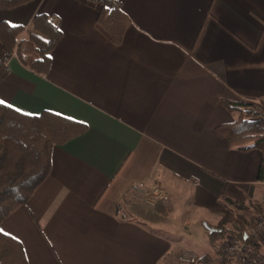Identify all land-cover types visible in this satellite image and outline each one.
I'll return each mask as SVG.
<instances>
[{"label":"crops","instance_id":"crops-1","mask_svg":"<svg viewBox=\"0 0 264 264\" xmlns=\"http://www.w3.org/2000/svg\"><path fill=\"white\" fill-rule=\"evenodd\" d=\"M120 7L130 20L120 43L97 24L100 2L0 8V23L23 28L26 51L34 15L47 14L62 32L47 74L18 54L9 59L0 100L87 124L53 147L50 174L1 221L27 264H177L183 249L158 201L189 194L209 241L204 223L232 214L227 225L237 229L241 216L254 220L264 207L261 152L230 148L216 130L238 116L222 98L245 109L264 102V0H120ZM145 184L158 185L161 198H137L132 187Z\"/></svg>","mask_w":264,"mask_h":264},{"label":"trees","instance_id":"trees-1","mask_svg":"<svg viewBox=\"0 0 264 264\" xmlns=\"http://www.w3.org/2000/svg\"><path fill=\"white\" fill-rule=\"evenodd\" d=\"M31 0H0L1 9H9ZM130 20L120 6L110 5L101 0L97 24L114 43H120ZM29 33L31 47L24 50L20 38L23 28L0 23V42L7 52L17 50L24 65L34 72L47 74L51 64L50 52L61 37L57 23L47 14H36L31 20ZM222 103L231 112H238L235 120L216 127L226 140L228 147L241 150L257 149L261 152L258 178L264 181V117L255 114L264 112V102L258 107L222 98ZM87 124L63 115L44 110L37 115L22 113L10 105L0 104V224L1 221L19 206L25 204L51 170V152L54 146L82 134ZM238 208L239 205L236 204ZM156 210L166 215L171 207L168 200L155 204ZM246 225L247 219L242 217ZM257 216L254 218L256 220ZM231 216H225L221 224L209 233L215 257L204 254L199 260L205 264H229L230 258L224 251L229 236H236L248 244L252 252L259 253L262 243H254L244 234L247 226L237 229L228 226ZM228 220V221H227ZM253 220V221H254ZM241 223V222H240ZM209 225V224H208ZM264 261V260H263ZM0 264H27L22 244L0 229Z\"/></svg>","mask_w":264,"mask_h":264},{"label":"built area","instance_id":"built-area-1","mask_svg":"<svg viewBox=\"0 0 264 264\" xmlns=\"http://www.w3.org/2000/svg\"><path fill=\"white\" fill-rule=\"evenodd\" d=\"M101 2V0H88ZM110 5L120 6V0H107ZM17 51L0 52V70H7L9 59L15 56ZM264 117V112L255 114V118ZM132 190L140 200L156 201L161 198V190L158 185L145 184L133 186ZM246 236L254 243H261L264 239V211L258 215L247 228ZM226 255L230 258L229 264H264V261L256 252H252L244 241L236 236H229L224 247ZM177 264H205L201 262L194 252L183 251L177 258Z\"/></svg>","mask_w":264,"mask_h":264},{"label":"rangeland","instance_id":"rangeland-1","mask_svg":"<svg viewBox=\"0 0 264 264\" xmlns=\"http://www.w3.org/2000/svg\"><path fill=\"white\" fill-rule=\"evenodd\" d=\"M190 200L191 196L189 194L181 195L178 193L171 195V199L168 200L171 210L166 214L168 216L167 219H165V229L171 234L175 242V248L194 252L200 257L203 252H213L214 248L212 247L211 242L199 233V231L204 232L201 231L204 227L201 226L199 219L196 218L199 214L191 209ZM261 210L263 212L264 207ZM259 214L256 216L258 217ZM250 215L252 216V213H250ZM230 216H232V214H230ZM185 219H188L187 222H184ZM247 221L248 223L253 222L251 217H247ZM261 243L259 253L264 254V239Z\"/></svg>","mask_w":264,"mask_h":264},{"label":"water","instance_id":"water-1","mask_svg":"<svg viewBox=\"0 0 264 264\" xmlns=\"http://www.w3.org/2000/svg\"><path fill=\"white\" fill-rule=\"evenodd\" d=\"M204 224H205V227H206L208 230H210V231L216 229L215 227L209 226L207 223H204ZM244 238H246V234H244Z\"/></svg>","mask_w":264,"mask_h":264},{"label":"snow or ice","instance_id":"snow-or-ice-1","mask_svg":"<svg viewBox=\"0 0 264 264\" xmlns=\"http://www.w3.org/2000/svg\"><path fill=\"white\" fill-rule=\"evenodd\" d=\"M4 103V101L3 100H0V104H3Z\"/></svg>","mask_w":264,"mask_h":264}]
</instances>
